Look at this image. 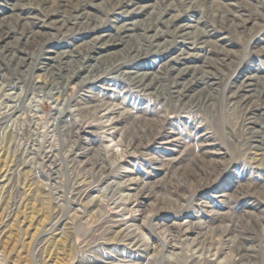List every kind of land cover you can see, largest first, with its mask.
I'll return each instance as SVG.
<instances>
[{"label": "rangeland", "instance_id": "obj_1", "mask_svg": "<svg viewBox=\"0 0 264 264\" xmlns=\"http://www.w3.org/2000/svg\"><path fill=\"white\" fill-rule=\"evenodd\" d=\"M66 1L68 31L59 34L52 1L31 4L38 21L29 42L45 40L51 59L74 55L69 83L50 84L46 49H29L17 33L0 43L24 42L28 54L20 68L0 54V264H264L263 123L229 98L244 77H264V0L137 1L146 8L129 6L141 24L127 51L94 59L85 52L92 37L125 22L116 0H85L88 21L70 11L83 0ZM27 4L0 1V25L27 23L19 16ZM226 11L249 22L236 31L217 23L191 51L173 32V17L195 36ZM157 30L163 37L149 40ZM187 53L196 55L191 67L213 62L212 79L177 101L164 64ZM132 73L159 82L145 89Z\"/></svg>", "mask_w": 264, "mask_h": 264}, {"label": "bare ground", "instance_id": "obj_2", "mask_svg": "<svg viewBox=\"0 0 264 264\" xmlns=\"http://www.w3.org/2000/svg\"><path fill=\"white\" fill-rule=\"evenodd\" d=\"M0 1H5V0H0ZM26 1L28 2V4L26 7H23L20 10L19 16L25 15L26 18L29 19V21H27V23L17 22L12 27H10L9 25H0V43H2V41L5 40L11 34L17 33L20 37L26 38L25 43L30 45L29 49H32L34 51H37L39 49H42V50L46 49V51H44L46 54L42 60L43 61L42 67H44V65H47L46 63H48V62L52 63L50 70L46 73V75L49 76V78L51 80L50 84H52L54 82L53 80L58 81L60 79L65 81V83H69L70 81H72L73 77H68V75H66L67 74L66 67H68V63H67L68 60H70V58L73 57L74 55L70 56V54L67 55V53L64 52L60 55L56 54L51 59V58L46 56L47 53H49V51H50V47L44 48V46L47 45V42L45 40H39V41L33 40L32 42H29L30 39H32L34 36L32 29L35 27L36 21L34 22L33 20H37L35 18L34 13L32 12L34 10L33 9L34 6H32L31 4L37 3L38 7H39V3L45 4L48 1L49 2L52 1L53 7H52L51 12H49V13L52 14L51 16H53L54 18L50 17V15H48L49 13H47V16H44L45 18L44 17L43 18L46 21H48V20H50V18H52L51 22H50L51 28L54 30V33L59 34V33L68 31V27H67L68 25H67V22L65 20V17L63 15H60V14H68V1H66V0H26ZM137 1H142V0H116L115 1L116 11H117V13H115V15H118L119 17L123 18L125 20V22L122 23V25L119 26L118 28L114 29L113 34L102 33V34H99V35L92 37V39H91L92 43L85 49V52L89 53V55L86 54L88 59H92V58L94 59V56H98L99 58H107L109 56H115L116 55V51H115L116 48L115 47L121 46L123 49L125 48L124 50L129 48L127 43L129 42L130 38L132 40L135 37L134 32L136 31V29H138L140 27V24H141L139 22H132V18L138 14L137 12L141 13L146 8L145 5L144 6L141 5L138 7L137 6L138 3H136ZM186 1H192V0H178V2H182V3L186 2ZM193 4H195V3L193 2ZM193 4L191 3L190 5H193ZM134 5H136L134 8L138 9L137 12H135V10L129 9V6H134ZM22 11H25L26 13L24 14ZM70 11H71V13L73 12V14L76 15L75 17L77 18L78 21L79 20L88 21L85 0L77 3L74 7H72V10H70ZM177 18L178 17H173V19H172V23H171L172 27L175 26V29L173 32L179 39L183 40L182 43L185 44L184 48L187 50H190V51H191V49L195 48L194 44L196 41H199L200 44L205 43L206 39L209 38V36L213 32H216L218 30L236 31L240 28L243 29V26H245L246 23L249 22L248 19L243 18V16H240V15L236 14L235 12H232V11H230V13H229V11H226L224 13L220 12L219 15H213L211 17V19H212L211 20L212 31L206 30V29L204 30L203 28L198 29L195 27L194 29L196 32L198 31V33L194 36V32L191 33V31L193 30V26H191L189 24H182V25L176 26V23L178 22V21H176ZM157 23L158 22L156 19L155 23L150 22L147 26L143 25V27H147V29H145V30L157 29L158 28ZM217 23H219V25H220V28H218V30L216 28V27H219ZM87 25H88V23H87ZM166 25L167 24H165V26ZM95 28H92V31H96L97 29L95 30ZM162 37H163L162 32L157 30L156 33L154 35H152L150 39L149 38L148 39L156 42V39L162 38ZM195 39H196V41H194ZM19 40H20V38H19ZM23 44H24V42H23ZM23 44H17V45L15 44L13 47H11L9 49L0 47L1 48L0 54L8 66L18 67V68L24 66V64L28 58V54H27L25 48L22 46ZM192 45L194 46L193 48H192ZM21 46H22V48H21ZM138 48L141 49L140 47H138ZM263 49H264V47H263ZM210 56H212V55H210ZM225 56H227V55L224 54V57ZM194 58H196V55L193 53H187L184 55H176V56H172L164 64L166 67L169 68L170 72L174 73L170 77L171 81H172L171 93L177 101L183 100V98H185L187 96V93L190 92L194 87H198V86H202V85L207 86L210 79H212L209 77L210 73L208 72L209 71L208 68H210V66H211V64H213V62H211V60H209L208 58H202L203 59V65L202 66L191 67L190 65H188L187 62H189L191 59H194ZM225 60H228V57ZM118 65L120 66L121 63L119 62ZM132 75H134V77H132V78L135 81V84L137 86L145 88V89L152 88V86L155 85V83L159 82V77L152 76V74H149V73H142V74L132 73ZM259 79H261L262 81H260ZM255 80H257L259 83L262 84V86H260L261 90H259L260 88L257 89L258 88L257 83H254ZM35 83L36 84L42 83V85L45 84L42 82V80L39 81L37 78L35 80ZM160 88H161V86H160ZM211 96H213V95L207 93L205 95L203 101L206 100L205 102L209 103L212 99ZM229 98L232 100H235L236 103H238L240 106H242V109L245 110L246 115L249 116L251 114L252 116L254 115V117H258L263 123V125L260 124V126H261V128L264 129V77H253V76L244 77L240 86L238 87V89L233 94H231L229 96ZM8 108H9V110L14 109L13 106H8ZM4 119H5V115H0V126H2V124L4 123ZM248 120L249 121L251 120V122H249L250 125L252 123H254V122H252V119L249 118ZM255 123H257V122L255 121ZM255 148H257V147H255ZM130 212H129V214H131ZM184 228L185 229L183 230V235H182L183 237L187 236V232L190 231L189 227H184ZM166 230H167V228H166ZM228 231H227V233H228ZM225 232L226 231L224 230L223 233H225ZM121 234L122 235L120 236V238L123 239V241L130 239L129 238L130 236H127L126 233L125 234L121 233ZM172 239H175V238L172 237ZM173 241H171V242H173ZM168 242H170V241H168ZM102 264H114V262L112 261L109 263H102Z\"/></svg>", "mask_w": 264, "mask_h": 264}]
</instances>
